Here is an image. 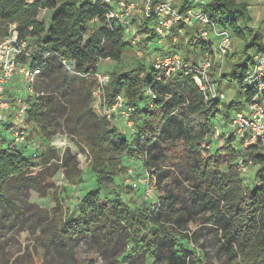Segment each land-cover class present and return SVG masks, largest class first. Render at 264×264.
<instances>
[{"label": "trees", "instance_id": "16d2710c", "mask_svg": "<svg viewBox=\"0 0 264 264\" xmlns=\"http://www.w3.org/2000/svg\"><path fill=\"white\" fill-rule=\"evenodd\" d=\"M186 2H179L178 8ZM114 7L103 0H0L4 34L14 24L18 37L30 49L29 58L21 60L42 64L34 93L26 95L24 121L32 128H18L24 140L17 142L13 136L8 140L5 132L13 124L0 119V228L14 226L21 232L41 233L46 239L42 256L48 252L59 255L60 260L52 264H72L81 244L110 264H146L148 257L150 263L208 264L207 251L198 243L201 235L208 234L228 264H264V145L244 147L241 139L234 145L231 133H220V144L209 139L218 122L230 132L233 112L253 97L264 96V90L245 83L253 55L264 50L258 33L249 25L252 17L247 4L237 0H205L203 4L210 21L228 29L239 41V58L232 61L228 73L220 74V79L224 76L236 86L235 95L219 101L205 100L192 73L176 72L156 79L158 72L148 59L128 66L124 53L133 46L125 38V27L118 19L106 17ZM41 8L49 12L46 24L38 19ZM92 20L98 26L84 37ZM151 24L152 17L142 23L144 41L154 37ZM183 38L180 35L178 43L167 48L180 50L177 44ZM195 39L201 54L210 50L211 43L198 40L199 36ZM46 51L50 54L42 58ZM182 56L197 65L195 57L190 62ZM61 57L71 63L73 71L64 68ZM225 58L229 63L233 55L228 52ZM102 59L116 63L107 71L106 99L121 95L133 107L129 116L133 137L95 113L93 78L74 72L93 73ZM9 96L15 106L14 94ZM38 132L46 142L56 133L71 135L91 157L88 169L97 187L81 194L76 216L69 215V208L63 210L57 196L50 209L33 203L22 207L16 202L15 189L40 190L58 168V163H50L54 158L50 150L33 148ZM127 159H138L144 173L155 178L154 199L134 205L109 190L125 172L122 161ZM249 160L252 176L246 181L238 164ZM222 165L224 170L219 169ZM62 166L67 167L66 158ZM190 224L196 225L194 230ZM27 253H21L15 262L33 264Z\"/></svg>", "mask_w": 264, "mask_h": 264}, {"label": "rangeland", "instance_id": "374dc122", "mask_svg": "<svg viewBox=\"0 0 264 264\" xmlns=\"http://www.w3.org/2000/svg\"><path fill=\"white\" fill-rule=\"evenodd\" d=\"M181 1L183 0H175V7L178 8V3ZM237 1L245 2L247 4V9L252 17V20L249 22V25L258 33L259 37L264 43V0ZM119 2L120 0H114L113 5L117 6L119 5ZM142 5V2L139 3V8H141ZM144 17L145 16H143V14L137 12L133 13L132 17H130L128 20L130 24V30L137 31V28H139V33L143 34L139 41L134 44L133 47H129V49L126 50L124 53V61L128 63V66L135 61H143L144 59H148V62L151 63L152 58L151 56H149L150 53H161L163 52L162 49H166L169 46H174L172 45V43H178L180 35L184 36L183 42L177 44L181 54H185L190 60V62L194 60V57L196 61L202 59V54L198 46L195 45V43L197 42V39L195 38L199 36L201 30L206 29L207 27L202 24L196 25L192 29H189L186 26H181L179 32H169L168 36L163 41L159 42L155 35L150 41H144L143 36L146 34L144 28L142 27V23L145 19ZM48 18L49 12L44 8L39 9L38 19L46 24L48 22ZM97 26L98 25L96 21H90L85 28L84 37L87 36L88 31L96 28ZM3 29L4 25H1L0 39L3 38L9 30V28L6 29V32L4 34ZM189 32L191 34H194L193 38L188 35ZM213 35V32L210 31L208 36L206 37V42L211 43V45L215 46V37ZM238 45V39L232 37L229 53L233 55V58H230L231 61L229 63L227 62V58H225L222 64H214L209 72L210 77L215 83L217 89L224 93V99L226 100L235 95L236 86L231 81L224 79V76L223 79H220V74L228 73L231 63L237 61V59L239 58V53L236 52L237 50L239 51ZM30 48L33 51V49H35L36 47L35 45H33ZM115 65L116 63L110 59H102L97 64V68L99 71L108 73L109 70ZM21 82L22 81L20 80V77L15 76L12 83H10L8 89L5 92L6 96L10 95L13 89H15L14 87L19 86L21 88ZM171 89H174V86H172ZM258 99L259 102H261V104L264 106V96H258ZM115 117L116 116H114V118ZM114 118L111 121L113 122V124L117 125L118 130L121 131L122 134H124L125 136L134 135L132 133L134 132V130L131 129V127L128 128V126H126L123 118L120 120ZM5 119L6 121H11L13 124L12 128L5 132L8 140H12L11 132L14 128L16 129L18 125H16V123L13 121L14 118L12 115L6 116ZM22 125V127H27L26 129L28 131H30L32 128L31 123L26 124L25 121ZM228 129L229 128H224L221 122H218L216 131L214 133V138L218 141V144H220L222 142V137H220V133L226 135H230L231 133L235 139L233 144L237 145V143H239L240 141V139L238 138V134L233 128H231L230 132H228ZM33 133L35 134V132ZM33 138V148H36L35 151L41 152L44 150H50L51 154L54 157L52 160H50V163H58V168L52 177L47 178L45 185L40 190L33 189L27 192L24 191L22 188L15 189L14 197L16 199V202L22 207H26L28 203H33V205H37V207H47L48 209H50L55 205L54 196H57L62 203L63 210L69 208L67 209L69 215L72 217L76 216V207L81 194L84 191H87L88 189H94L97 187V184L95 183L94 178L91 175L90 170L88 169L91 157L79 148L78 144L76 143V140H74L71 135H68L63 132L56 133L47 142L43 140L40 132L36 133V136ZM177 147H180V145H178ZM64 158L67 159V167L62 166ZM122 164L126 167V170L124 173L120 174L118 178H116L115 182H112L110 184L109 190L111 191V189H114L113 191H117L122 200L134 205H138V203L140 205L146 199H154L157 194L156 190L152 197H144V185L138 182L137 180L139 177L144 176L145 172L143 167L141 166V162L138 159H127L123 160ZM219 169L224 170L225 166L222 165L219 167ZM241 176L246 177V181H248L252 176V171H247V173L245 172L241 174ZM79 180H81L80 183ZM133 182L135 183V186L133 185ZM111 195H113V193H111L110 196ZM189 227L190 229L194 230L196 225L190 224ZM0 242L2 243L1 251L3 252L0 261L4 262L5 260H7V264H17L15 262L16 257L26 251H28L29 253H27L25 256L33 257V264H45L46 262V264H52L57 263L60 260L59 255L56 253L54 254L48 252L45 257L42 256V253L46 250V239L41 236V233L39 235L37 231L33 233L28 231L21 232V230H18L14 226L10 228H0ZM198 243H203V248H205V250L207 251L208 264H228L224 260L223 256L216 251V245L214 243V239L212 238V234H208L207 236L201 235L198 240ZM126 249H128V247L125 248V250ZM75 254L76 255L75 258L72 260V264H88V262H91L92 264H110L108 261H105L104 259L100 258L95 252L90 250L88 245L85 244L78 245ZM150 262L151 259L148 257L146 264H159ZM119 264L127 263L122 262Z\"/></svg>", "mask_w": 264, "mask_h": 264}, {"label": "built area", "instance_id": "2783aa9c", "mask_svg": "<svg viewBox=\"0 0 264 264\" xmlns=\"http://www.w3.org/2000/svg\"><path fill=\"white\" fill-rule=\"evenodd\" d=\"M92 2L96 0H91ZM106 4H113L114 0H103ZM143 3L139 8V3ZM205 0H191L181 8L175 7V0H120L119 5L115 6L106 13L107 18L118 19L125 27V38L134 46L142 34L137 30L129 29V18L133 13H141L144 18L152 17V30L158 41H163L169 32L180 31L181 26L192 27L202 24L206 29L200 31V40L206 42L209 32H213L215 37V46L210 45V50L202 53V59L197 61V65H191L187 62L180 50L170 47L162 53L152 52L149 56L152 58V66L158 72L156 79L161 75L170 76L176 72L185 74L192 73L193 81L204 94L205 100H225L223 92L219 91L210 77V69L214 64L220 65L225 60L229 52L232 37L228 29L222 28L210 21L206 12L203 10ZM14 24L9 25L8 33L0 39V119L6 121V116L12 115L14 122L18 127L14 128L12 133L15 141L24 140V134L19 133L18 128L23 126L26 117L27 101L26 95L34 93V85L38 75L41 73L42 64L33 59V63L21 60L29 58L30 49L27 48L26 40L19 38L17 31L14 30ZM176 29V30H175ZM209 29V30H208ZM50 54L46 51L42 58ZM61 64L68 71H73L71 63L64 57L60 58ZM79 76H91L94 80V86L91 90L92 108L100 116L108 120L122 119L128 128H133L132 120L129 118L133 107L126 105L124 98L117 95L113 100L106 99V85L109 80V74L96 70L90 74H82L74 71ZM15 76H19L22 81L21 88L14 87L10 94H14L16 101L11 102L12 98L5 92ZM245 83L256 87L258 91L264 90V50L253 55L252 66L248 72ZM20 85V84H19ZM151 97H155L153 91L148 90ZM151 105V104H150ZM230 127L238 134V138L243 140V146L250 144L264 145V106L259 102L258 96L252 98L250 102L242 108L237 109L231 116ZM214 136L209 137L211 140ZM251 161H240L238 166L242 173L248 171ZM138 182L144 185V197L150 198L155 192V178L148 173L139 177ZM135 186V183L133 182Z\"/></svg>", "mask_w": 264, "mask_h": 264}]
</instances>
